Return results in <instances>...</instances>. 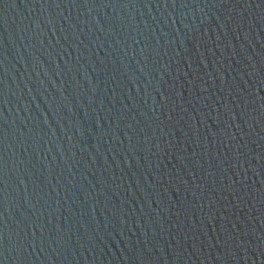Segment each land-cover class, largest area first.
<instances>
[{
	"label": "water",
	"instance_id": "95a60500",
	"mask_svg": "<svg viewBox=\"0 0 264 264\" xmlns=\"http://www.w3.org/2000/svg\"><path fill=\"white\" fill-rule=\"evenodd\" d=\"M0 264H264V0H0Z\"/></svg>",
	"mask_w": 264,
	"mask_h": 264
}]
</instances>
